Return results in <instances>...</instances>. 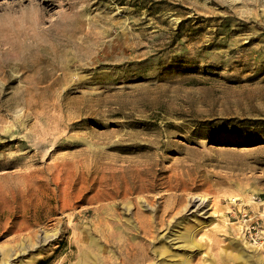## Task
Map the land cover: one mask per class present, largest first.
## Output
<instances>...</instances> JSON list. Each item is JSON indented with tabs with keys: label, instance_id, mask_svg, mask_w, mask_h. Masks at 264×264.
<instances>
[{
	"label": "rangeland",
	"instance_id": "obj_1",
	"mask_svg": "<svg viewBox=\"0 0 264 264\" xmlns=\"http://www.w3.org/2000/svg\"><path fill=\"white\" fill-rule=\"evenodd\" d=\"M247 218L264 0H0V264H260Z\"/></svg>",
	"mask_w": 264,
	"mask_h": 264
},
{
	"label": "built area",
	"instance_id": "obj_2",
	"mask_svg": "<svg viewBox=\"0 0 264 264\" xmlns=\"http://www.w3.org/2000/svg\"><path fill=\"white\" fill-rule=\"evenodd\" d=\"M243 218H246V215H243ZM253 219H245L243 222H248L247 226L245 227V233L248 235V237L254 241L258 242L259 245H264V229L260 228L258 225L259 220H253Z\"/></svg>",
	"mask_w": 264,
	"mask_h": 264
},
{
	"label": "bare ground",
	"instance_id": "obj_3",
	"mask_svg": "<svg viewBox=\"0 0 264 264\" xmlns=\"http://www.w3.org/2000/svg\"><path fill=\"white\" fill-rule=\"evenodd\" d=\"M231 201L234 202L235 200L233 199V200H231ZM185 238H186V239H185L186 245H187V246H193V244H192V242H191V240H190V237L186 236ZM263 257H264V256H263ZM260 264H264V260H261V261H260Z\"/></svg>",
	"mask_w": 264,
	"mask_h": 264
}]
</instances>
